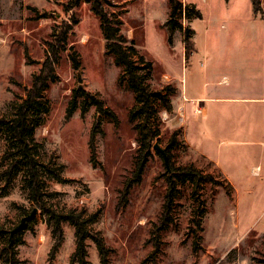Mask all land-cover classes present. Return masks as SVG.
Instances as JSON below:
<instances>
[{
  "label": "rangeland",
  "instance_id": "1",
  "mask_svg": "<svg viewBox=\"0 0 264 264\" xmlns=\"http://www.w3.org/2000/svg\"><path fill=\"white\" fill-rule=\"evenodd\" d=\"M65 1L0 0V117L11 115L13 103L24 97L38 73L53 30L67 18ZM102 1L121 20L126 47L132 40L138 55L152 63L148 89L173 87L174 92L167 93L172 111H165L154 97L151 124L157 140L146 155L140 182L131 187L127 204L120 205L124 184L143 151V119L130 122L135 103L127 76L118 83L120 67L113 55L104 53L99 19L81 2L73 11L76 24L67 39L68 50L60 53L55 66L58 80L43 93L49 111L35 131L38 160L58 168L66 179L57 182L41 174L46 205L60 213L73 209L84 216L95 214L87 229L102 237L108 264H264V100L256 99L264 97V0L261 14H254L252 0H182L202 13L200 20L182 21L194 31L195 50L188 58L181 33H175L170 46L161 26L168 17V0ZM43 13L46 17L39 18ZM69 48L79 55L77 70ZM138 55L132 58L138 60ZM79 86L117 118L114 123L100 117L95 168L89 161L88 138L96 108L89 106L82 115L78 106L64 119L72 91ZM194 96L204 98L200 101L205 109L185 98ZM173 133V166H194L212 174L218 184L204 183L194 191L191 184L178 182L168 224L152 236L168 190L166 167L153 145L166 148ZM7 151L0 133V227L10 232L35 211L17 247L20 264H70L74 228L62 223V245L48 261L51 231L29 199L24 167L19 165L6 182ZM3 243L0 238V249ZM85 243L88 264H100L89 236ZM195 243L199 249H193Z\"/></svg>",
  "mask_w": 264,
  "mask_h": 264
},
{
  "label": "trees",
  "instance_id": "2",
  "mask_svg": "<svg viewBox=\"0 0 264 264\" xmlns=\"http://www.w3.org/2000/svg\"><path fill=\"white\" fill-rule=\"evenodd\" d=\"M168 1V17L161 26L165 31L166 40L170 46L173 45L175 33H181L185 57L188 58L195 50L192 41L194 31L189 26H183L182 21L184 19L187 22H191L194 19L200 20L202 19V13L194 4H184L182 0ZM81 2L88 3L90 10L99 19L100 29L105 40L104 53L106 55H113L115 64L120 67L118 83L121 84L123 76H127V88L134 94L135 103L129 112L130 122L138 118L143 119L139 139V145L143 151L140 153L141 157L135 162L132 177L124 184L120 197V205L127 204L131 187L140 182L146 163V155L149 154L152 141L157 140L158 132L153 129L151 124L152 102L154 97L160 99L165 107V111L169 113L172 111L167 93H173V87L166 85L164 87V93L160 91L152 92L148 89L147 81L151 79L152 63L145 60L142 55H138V51L134 47L132 40L129 41V45L126 47L125 44L128 42V39L120 33L122 22L119 18L115 17L116 14L113 11L108 12L102 0H66L63 4V11L67 14V18L61 20L53 30L51 38L47 42L46 55L41 61L38 73L33 76L29 87L26 88L24 97L13 103L11 115L0 117V133L4 135L8 146V151L4 156L10 159L4 174L6 176V182L8 183L16 168L19 165L24 167L26 173L24 186L28 190L29 199L45 216V224L52 234L53 243L48 253V261L54 259L61 247L64 239L62 223L68 222L74 228L75 237V249L70 255V264H88V253L85 243L88 236L97 248L100 264H108L107 256L109 250L105 247L102 237L97 233H90L87 229L88 224L94 220L95 214L84 216L83 212H77L73 209L60 213L46 205L41 174L57 182H66V179L61 176L58 168L49 167L48 165L40 163L38 160L39 144L35 141V131L43 124L45 115L49 111V101L44 98L43 93L51 83L58 80L55 73V66L59 60L60 53L68 50L67 39L72 31V27L76 24L73 11ZM252 10L254 14L262 13L261 0H252ZM46 15L47 13H43L38 16H40L39 18H45ZM136 55H138V60L132 58V56ZM69 59L73 68L75 70L79 69L81 65L79 55L70 48ZM78 106L81 109L82 115L89 106H94L97 111V117L88 138L89 161L95 168V137L96 133L100 132V117L101 115H105L114 123H117V118L111 109L104 106L102 100L82 86L72 91L71 100L64 119L69 120ZM176 136L177 133L171 135L169 143L165 148L170 169V172H168L165 168V173L168 175V190L165 195L159 223L154 226L152 236L157 235L168 224L178 182L180 184H191L194 191H197L204 183L218 184V180L212 174L202 173L194 166L189 165L179 168L173 166L171 150L177 144ZM33 221L34 219L27 221L23 228L17 230L12 229L10 232H6L0 227V238L4 239V243L0 249L3 264L21 263L17 258V247L23 244V233ZM198 228L200 230L201 226L198 225ZM154 244L156 245V243ZM199 248L200 245L197 244L193 249L196 250Z\"/></svg>",
  "mask_w": 264,
  "mask_h": 264
},
{
  "label": "water",
  "instance_id": "3",
  "mask_svg": "<svg viewBox=\"0 0 264 264\" xmlns=\"http://www.w3.org/2000/svg\"><path fill=\"white\" fill-rule=\"evenodd\" d=\"M154 149H156L161 155H162V158H163V161H164V165L166 167V170L168 172H170V169H169V166H168V159H167V155H166V151H165V148H162L158 143H155L153 145ZM34 210L26 217H23L20 221V224L16 227V230L17 229H20V228H23L25 226V222L26 221H29L32 219V217L34 216Z\"/></svg>",
  "mask_w": 264,
  "mask_h": 264
},
{
  "label": "crops",
  "instance_id": "4",
  "mask_svg": "<svg viewBox=\"0 0 264 264\" xmlns=\"http://www.w3.org/2000/svg\"><path fill=\"white\" fill-rule=\"evenodd\" d=\"M186 99H190V100H195V101H197L199 104H201V99H204V98H199V97H196V96H194V97H185ZM211 99H215V100H221V99H224V98H218V97H212ZM256 99H260V100H264V97H262V98H256ZM202 105V104H201ZM203 107H204V109H205V106L204 105H202Z\"/></svg>",
  "mask_w": 264,
  "mask_h": 264
}]
</instances>
